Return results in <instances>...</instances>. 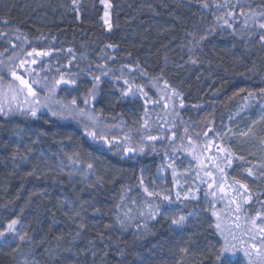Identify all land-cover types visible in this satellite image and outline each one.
Returning <instances> with one entry per match:
<instances>
[{
  "label": "trees",
  "instance_id": "obj_1",
  "mask_svg": "<svg viewBox=\"0 0 264 264\" xmlns=\"http://www.w3.org/2000/svg\"><path fill=\"white\" fill-rule=\"evenodd\" d=\"M107 2L111 30L101 22L102 0L76 5L73 0H0V84L18 85L9 72L15 68L29 82L39 81L33 88L41 102L47 98L68 106L75 99L77 109L99 118V129L111 141L86 137L84 126L91 122L78 124L47 112L32 117L28 103L15 95L6 102L5 91H0L5 112L0 115V230L19 219L17 228L27 233L23 242L6 237L0 264H24L26 258L30 264H220L215 253L224 242L215 225L222 199H211L208 193L206 207L202 197L178 200L165 158L203 156L207 150L213 156L215 150L206 146L210 142L227 147L234 154L232 164L223 173L214 169L211 177L225 186L227 198L236 197L229 187L234 181L248 185L250 205L237 198L241 211L236 212L237 205L229 207L239 219L264 213V132L255 134L249 124L256 117L264 123V29L258 27L264 22L259 15L264 0ZM32 48L51 49L52 55L20 68L21 60L32 59L26 55ZM61 74L75 84H60L52 96L48 88ZM94 76L100 82L93 99L88 92L96 83ZM125 79L143 87L147 96L136 88L135 95H123ZM145 119L148 127L142 128ZM145 134L166 138L148 141ZM125 147L136 151L125 153ZM88 163L91 170L85 169ZM248 168L253 176L247 175ZM159 170L164 171L160 193L171 202L144 191H150ZM148 203L153 212L159 206L155 219ZM172 210L186 217L182 227L171 223ZM191 219L196 225L189 228ZM255 233L252 229L250 236ZM252 244L250 238L235 247L228 259L249 264L247 249L252 264H259Z\"/></svg>",
  "mask_w": 264,
  "mask_h": 264
},
{
  "label": "snow or ice",
  "instance_id": "obj_2",
  "mask_svg": "<svg viewBox=\"0 0 264 264\" xmlns=\"http://www.w3.org/2000/svg\"><path fill=\"white\" fill-rule=\"evenodd\" d=\"M102 2L105 4V8H106L105 17L107 18L108 15H109L107 9L110 8L111 5L108 4L107 0H102ZM76 3H77V0H73V5H76ZM205 7H207V4H205ZM233 14H234L233 12H229L227 15L231 17ZM240 14L244 15L243 11H241ZM251 15L253 17H255L257 14L255 12H253ZM259 15L264 17V12L259 13ZM105 23L108 25L109 30H111V24L108 22L107 19H105ZM225 24H227L228 27H232V24L228 23V21H225ZM244 27L245 28L248 27L247 18H246ZM258 27L261 28V29H264V22H260L258 24ZM0 35H2V34H0ZM200 39L203 40V39H205V37L202 36ZM260 41H261L262 44H264V32H262L260 34ZM108 47H114V46L113 45H108ZM68 51H69V53H71L72 49H68ZM26 55L28 57H32V59L31 60H21L20 64H19L20 68H24V66L27 65V64H31V65L37 64L38 63L37 58L51 56L52 55V50L51 49H48V50L40 49V50H38L37 48H32L31 51L26 53ZM192 63H196V61L192 60ZM124 67H128V65H124ZM109 71H110V69H109ZM9 72H10V74L13 77L14 80L19 81L20 87L17 89V91L20 92V93H23L25 90H27V96L32 97V101H28L26 99L25 103H29L30 104V107L27 109V112L32 117H36L37 116V111L39 109L37 107L31 106V105L32 104H35V105H40L41 104V100L39 98V95H38L37 91L34 90V88H33V85L37 84L39 81L33 79L31 82H29L27 79L24 78L23 75L18 74L17 71L15 70V68L9 69ZM101 74L102 75H107V71H104ZM0 79H2V77H0ZM93 79H94V81L96 83H94L93 87L89 90L88 96L94 99L95 98L96 89L99 86L100 76H94ZM116 79H121V77H117ZM60 84H75V80L74 79H65V76L63 74H61L59 79H54L52 86L48 88L49 94L54 96L56 88ZM124 84L127 85V88L126 89H122L123 95L127 96L130 93L132 95H135L136 93L133 92V88H136L137 92H139L141 95L147 96V93L144 92L143 87L130 84L127 79L124 80ZM9 87L11 88L13 86L11 84H9ZM165 87H168L167 81H165ZM171 91H172V94L174 96L180 97V93L177 92L175 89H172ZM262 91H264V90H262ZM13 98L15 99V97H13ZM163 98L164 97H162V99ZM45 99H47V98H45ZM85 104H87V99H85ZM71 105H72L71 108H69L67 105H63L62 107L64 108V111H56V110H53L51 108H49V111L52 112L53 116H59L60 118H75L76 116H79V117H82V118H86L91 123L90 124H85V126H84V135L86 137H90L94 141L99 140V141H103L106 144L111 143V141L108 139L107 133H105L104 131L99 129L98 123H97L99 118L96 115H94L93 113H90L85 108L77 109L75 107V105H76L75 99H73L71 101ZM44 106H47V104L45 103ZM180 106L183 107V101L182 100H181ZM164 107L166 108L167 104H165ZM8 111L11 112V108H9ZM0 115H5L4 109L2 107H0ZM261 118L264 119V116H262ZM141 127L142 128H147L148 127V121L146 119H145L143 125H141ZM169 131H171V130L169 129ZM187 131H188V129L185 128V132H187ZM210 131H212L211 128H209L208 131H205L203 133V135L207 136L208 132H210ZM249 131H251V129H249ZM197 135H200V134L197 133ZM217 135H219V133H217ZM224 135H226V133ZM243 135L246 136V135H248V133L245 132V133H243ZM143 138L147 139L148 141H157V140L164 139L166 137L163 136V135L145 134ZM171 138H172V140H175L176 133L172 132L171 133ZM125 139H129V137L126 136ZM188 142H189V144L192 143L191 137L188 138ZM212 143H214V142H210L206 146L207 147H211ZM216 147H217V150L219 152L225 153L224 159L227 161V164H229V165L232 164V162H233L232 161V157H233L234 154L231 153L228 150L227 147H223V146H220V145H216ZM139 150H140V152H143L144 148L141 147ZM174 150H176V149L174 148ZM123 151L125 153H127V152H135L136 149L135 148H131V147H125L123 149ZM15 158H16V156H15V154H13V159L15 160ZM236 158L237 159H243V157H236ZM23 159L26 160L27 157H23ZM69 159H71V157H69ZM208 159L212 160V159H215V157H209ZM73 162L76 163V161H73ZM216 167L218 168V170L221 173L224 172V169L221 168L219 166V164H217ZM92 168H93V165L91 163H88L87 164V169L91 170ZM173 174L175 175V172ZM28 175H34V172H30V173H28ZM205 175L211 177L213 175V173L211 171H207L205 173ZM247 175L248 176H253L254 175V172H253V170L251 168L247 169ZM141 184H143V180L142 179H141ZM234 185H238L239 186L238 189H236L234 187ZM234 185H230L229 186L234 191H236V197L232 198L230 203L236 204L237 205L236 212H240L241 211V207L237 203V198L243 200L245 203H248V202H251L252 197H251L250 194L245 195L246 193H249V188H248V185L246 183H243L240 180H236V181H234ZM211 187H212V184H209V188H211ZM239 189H243V192H240ZM144 191L150 197L151 196H159L161 199L171 202V197L169 195H165L163 193H157V192H150L148 190V188H144ZM220 191L224 192V186L223 185H220ZM176 195H177V198H179L180 193L177 192ZM212 195L215 196L216 193L213 192ZM187 198L188 197L185 196V199H187ZM147 206H148V208L150 210L149 211V215H151V217L153 219H155L156 218V214H158V211H159V206L157 205L155 212L152 211V204L151 203H148ZM79 214H80L79 212H76L77 216H79ZM212 214L214 216L218 215L216 212H213ZM239 218L240 217L237 216V220ZM185 219H186V217L179 216L177 218L172 219L171 223L176 225L177 227H182L183 224H184ZM257 220L260 221L259 224L257 223ZM246 222L251 225V228L249 229V231H251L252 229H255L257 232H259L261 234H264V213H262L260 211H257L255 216L247 217L246 218ZM18 224H19V219H12L11 221H9L6 224V226L3 227L2 230H0V241H2L3 244L9 243V241L6 239V237L9 236L10 234L12 235L13 239H16L18 237L20 241H22V242L25 241V238L27 237V233L24 232L23 234H21L20 230L17 228ZM121 225L123 226V222L122 221H121ZM215 226H216V228L218 230H221V232H222L221 225H220L219 222H217V224ZM78 227H80V226L78 225ZM236 227L239 228L240 225L237 224ZM77 235H79V232L77 233ZM251 238L255 239L256 237H255V235H253ZM101 239H103V237H101ZM260 240H261L260 245L252 244L251 248L253 250H255V252L257 253V256L260 258L259 259V264H264V235H261ZM0 246H2V245H0ZM235 247L236 246L234 244L233 245H229L228 242L225 241V244L220 249V251L215 253L217 261H219L220 264H232V261L230 259H228V253L231 252L234 255L235 254V251H234ZM182 251L187 252V249H183ZM244 254H245V256L249 257V264H252L251 253L247 249H245L244 250ZM24 264H30V262L27 260V258L25 259Z\"/></svg>",
  "mask_w": 264,
  "mask_h": 264
},
{
  "label": "rangeland",
  "instance_id": "obj_3",
  "mask_svg": "<svg viewBox=\"0 0 264 264\" xmlns=\"http://www.w3.org/2000/svg\"><path fill=\"white\" fill-rule=\"evenodd\" d=\"M80 0H77V2H79ZM105 4L103 3V15H102V25L106 28H108V25L105 23V19L108 20V22L110 23V8L107 9L109 15L106 18L105 17ZM12 77V76H11ZM16 84V83H14ZM0 91H5L6 97H5V101L8 102L10 101V97H13L14 95L17 96L18 101H22L23 103H25L26 99H29L30 96H27V90H25L23 93H20L17 91V89L20 87L19 82L17 86H13L12 90L7 87V86H2L3 84H0ZM50 100L46 99L44 101L41 102L40 105H37L36 107L39 109L37 112H47L52 114L51 111H49V108L56 110V111H64V108L61 105H57L55 103H51L49 102ZM47 104V106H44V104ZM28 107H30V104L28 103L27 105ZM68 107L70 108L71 105L68 104ZM24 108V106H23ZM57 118H59V116H57ZM62 120H71L73 118H61ZM76 123L80 124V122H90L89 120H87L86 118H82L79 116H76L75 118ZM89 124V123H88ZM252 130L254 131V133H259V132H264V123L261 122V120H259L258 117H256V119H250L249 122ZM210 150H215V152H212L211 154H213V156L210 155V152L207 150L203 156L201 153H199L197 156H193L192 158H187V159H183L182 157L179 158H173V157H166L165 158V168L169 169L172 173L173 176V180H174V189H175V195L177 192L180 193L179 198H176L178 200H186L185 196H187L189 200H198L199 197H202L205 202H204V207H206L208 205V193L210 194V198L211 199H215V198H221L222 202L219 203L221 204V206H223V209L217 208L218 212L220 213V217H218L217 222L220 223L221 225V230H218V234L220 236H222L223 238V242L225 244V241L228 242L229 245H235L237 250L238 247H241L244 245L245 242H248L249 239L252 237L250 236L251 231H249V228L247 227V222L246 221H242L241 219L237 220V216L238 214H233L232 211L230 210L232 208V206H236V204H232L230 203L231 199L234 197H230L227 198V189L225 188V186L223 184H219L217 183V180H213L212 177L205 175V173L207 171H211L212 173H214V169L215 171L218 169L216 167L217 164H219V166L223 169H225L226 167H229L230 165L227 164V161L224 159V153L219 152L217 150V147H209ZM207 156H211V157H215V159L210 160L208 163L206 162V158H208ZM197 164L202 166L199 171L197 170ZM206 165H212V167L210 168H205ZM79 167V165H78ZM77 167V168H78ZM77 168L76 169H72L73 171L77 172ZM82 169V166H81ZM86 170L87 166H85ZM72 171V172H73ZM175 172V175L173 174ZM204 172V174L202 173ZM164 175V171L163 170H159L157 176H154L152 178V183L150 185V192H156L158 191L159 193L161 192V187H160V179L163 177ZM209 184H212V187L209 188ZM220 185L224 186V192L220 191ZM157 192V193H158ZM215 192L216 195L213 196L212 193ZM248 206L250 205V202L246 203ZM230 207V209H229ZM259 207V206H258ZM261 207V206H260ZM222 208V207H221ZM179 214L176 213V211L172 210L170 211V218H177ZM250 216V215H249ZM187 222V220H185ZM260 223V221H258V224ZM239 224L240 227H236V225ZM194 225L193 219H191L190 224L188 225L189 228H192ZM197 227V226H195ZM217 229V228H216ZM194 229H192L191 231H189L190 233L193 232ZM189 233V234H190ZM261 233L257 232L255 233V241L251 238V242L253 244H257V241H259V244L261 243L260 237H261ZM3 242L0 241V245ZM233 256V255H232ZM233 259H240L237 257V255L233 256ZM242 260V259H241Z\"/></svg>",
  "mask_w": 264,
  "mask_h": 264
}]
</instances>
